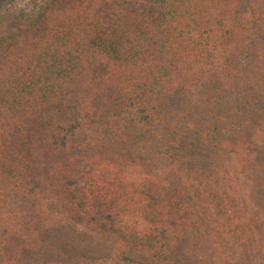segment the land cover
Returning a JSON list of instances; mask_svg holds the SVG:
<instances>
[{"label":"trees","instance_id":"obj_1","mask_svg":"<svg viewBox=\"0 0 264 264\" xmlns=\"http://www.w3.org/2000/svg\"><path fill=\"white\" fill-rule=\"evenodd\" d=\"M0 264H264V0L1 17Z\"/></svg>","mask_w":264,"mask_h":264},{"label":"rangeland","instance_id":"obj_2","mask_svg":"<svg viewBox=\"0 0 264 264\" xmlns=\"http://www.w3.org/2000/svg\"><path fill=\"white\" fill-rule=\"evenodd\" d=\"M46 0H0V18L20 13L35 14Z\"/></svg>","mask_w":264,"mask_h":264}]
</instances>
